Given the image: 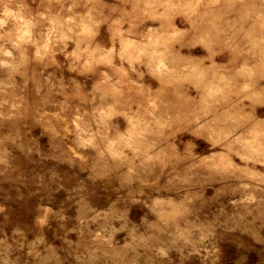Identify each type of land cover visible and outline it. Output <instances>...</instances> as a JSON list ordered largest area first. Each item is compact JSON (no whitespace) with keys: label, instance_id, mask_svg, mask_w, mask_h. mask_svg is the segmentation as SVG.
Here are the masks:
<instances>
[{"label":"rangeland","instance_id":"rangeland-1","mask_svg":"<svg viewBox=\"0 0 264 264\" xmlns=\"http://www.w3.org/2000/svg\"><path fill=\"white\" fill-rule=\"evenodd\" d=\"M0 264H264V0H0Z\"/></svg>","mask_w":264,"mask_h":264},{"label":"bare ground","instance_id":"bare-ground-1","mask_svg":"<svg viewBox=\"0 0 264 264\" xmlns=\"http://www.w3.org/2000/svg\"><path fill=\"white\" fill-rule=\"evenodd\" d=\"M188 67V66H187ZM166 68V67H165ZM141 127V126H140ZM136 128V127H135ZM144 139V138H143ZM135 146V145H134ZM140 147V146H139ZM148 150V149H147Z\"/></svg>","mask_w":264,"mask_h":264}]
</instances>
